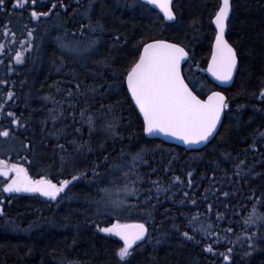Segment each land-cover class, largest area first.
Returning <instances> with one entry per match:
<instances>
[{
  "label": "trees",
  "instance_id": "16d2710c",
  "mask_svg": "<svg viewBox=\"0 0 264 264\" xmlns=\"http://www.w3.org/2000/svg\"><path fill=\"white\" fill-rule=\"evenodd\" d=\"M53 2L58 0H37L36 10L47 11ZM63 3L69 6L67 13L57 8L50 18L42 19L38 24L30 21L31 7L27 10H16L11 16L10 25L17 34V43L13 47L19 49V41L26 38L24 25H27L29 28H36L34 41L36 51L29 55L25 66L13 65L15 71L7 75L5 66L10 58L0 57L4 59V64H0V78L8 80L6 85H0V102H3L9 89L13 90L15 98L13 101H8L5 111H15L22 121L28 122L27 131L21 130L23 135H18L15 141L5 144L0 139V159L24 163L25 167L30 168V174L34 178H38V174L46 173L49 178H54L53 182L58 179H70V175L67 172L59 175L55 166L49 167L52 165L56 139L42 131L41 121L47 115V108L53 105L50 102L46 104L41 98L51 94L56 96L57 100L61 99V96L56 94L55 88L51 86L56 82H61V87L67 86L71 79L69 73L75 75L82 86L93 84V74L101 71L95 61L101 60L104 56H114L118 63L123 64L125 54L111 51L115 44L113 37L117 35L121 36V42L116 46H123L124 40L127 39L129 51L141 38L161 36L174 38L177 35L176 31L171 28L165 29L160 24L157 19L158 13L151 8L146 10L138 0H96L92 19L93 22L99 20L105 30L103 35L99 36L100 44L97 50L78 59L70 53H62L56 45L55 37L67 32L69 38H72L71 34L75 32V39L79 41L97 38L96 34L87 28L84 29V35L80 36L76 26L78 22L88 23L82 13L88 7L89 0H81L80 4H76L75 0H63ZM218 3L219 0H179L177 11L179 24L182 26L179 35L181 39L186 33L189 39L196 36L192 39L191 46L202 67H206L205 60L209 55L214 36L209 14ZM73 9L78 11L74 14ZM9 10L11 11V4H9ZM8 19V16L0 15V28L7 23ZM193 19L202 20V27L198 34H194L188 27ZM226 39L238 49L239 71L236 73L233 84L227 89L220 90L206 78L204 73H197L195 77L204 86L205 93L209 89L221 91L227 97L229 104V108L225 110L223 126L219 128V134L203 149L186 151L159 140L147 139L142 133L140 119L131 110L129 102L123 95L105 96L106 104L115 105L117 102L120 104L118 115H122L124 120L120 128L122 139L112 140L106 137L103 131L104 117L98 111L99 103L91 99L88 103L95 106L89 108V114L97 117L96 128L91 137L86 125L82 128V137L74 136L71 117L57 125V127L68 125L67 138H61L59 143L65 144L68 151L74 155L73 147L68 144L69 140H90L94 149L101 142L105 143L107 148L105 154H110V164L124 162L121 160L122 150L127 153L141 148L148 149L147 159L151 167L158 170L156 174L151 175L152 180L159 177L162 183H167L172 175H178L186 181V173L189 170L193 171L196 186L185 190L190 194L195 193L198 206L188 204L181 207L178 204L182 196L180 191L176 192V205L170 201H163L154 213V219L149 220L146 225L149 228L150 237L142 247L137 249L132 264H224L222 256L204 252L203 244L184 242L179 233L183 231L192 233L185 217L191 216L197 210L206 211V204L200 202L201 197L210 183L209 177L213 175L216 163L223 161L225 152L231 153L233 157L246 159L247 165L254 166L259 172H264V167L261 165V161H264V139L259 137V133L264 132V101L258 98L261 88L264 87V0H235L234 15L231 17ZM0 42L8 44L2 34H0ZM53 58H56V65L51 62ZM128 59L130 60L131 57ZM61 63L63 68L58 73L56 67ZM22 81L26 83L22 85ZM95 82L118 83L111 79V73L108 72L104 73L103 80L97 75ZM83 106V98H81L76 109L77 119H79V109ZM9 125L8 120L0 121V126ZM75 127H81V125L76 124ZM48 128L52 130L51 122ZM25 137L28 139L26 140ZM254 137L257 151L249 150ZM28 140L32 141V151H22L20 143H27ZM10 145L15 147V151L7 150ZM17 152H20L21 156L27 155L32 163L23 161ZM168 153L175 156V159L172 170L166 175L164 168L171 159ZM98 159H102L98 152H85L80 155L78 164L86 168ZM124 159L130 160V157L125 156ZM220 167L228 168V174L231 176L229 162L220 163ZM139 170L142 174L151 171L147 165L139 166ZM101 171L105 172L107 169ZM116 175L119 177L120 174ZM223 175L222 171H216V180H221ZM253 177L254 180L253 178L249 180L251 189L256 192L257 197H260L264 192V180L255 177V174ZM112 178L108 177V179ZM145 179L147 180V176ZM89 180H91L90 174L79 182H75L72 188L75 198L71 201H63L59 206L34 194L5 195L3 206L6 215L0 217V264H60L61 260L65 264L67 261H75L77 264H115L114 253L118 247L122 246V243L116 237H106L99 233L96 227V225L109 226L110 222H114L115 217L96 214L97 209L91 201L99 197L96 195L95 188L90 186ZM233 180H235L234 177ZM121 182V179H117V183ZM243 183L241 181L229 184L227 179L223 181L224 191L239 189L241 195L234 198V203L240 201L246 206L244 210L237 208L240 216L232 217L234 221H239L246 215L255 202L245 198L249 188L246 185L242 187ZM148 187L150 185L147 183L143 185L145 189ZM9 200L11 204L8 203ZM130 202H135V198H130ZM166 208L171 209V216L167 218L163 215ZM177 208L180 210L178 211ZM5 219L9 221L8 225H5ZM143 219L145 218L134 213L132 216L122 217L121 222H142ZM224 227H227L226 221L221 222V228ZM176 229H179V232ZM255 230L253 226L251 231ZM239 231V227H234V232ZM197 239L202 240L198 233ZM157 240L160 243L157 244ZM213 247L217 253L226 251L225 247L219 245H213ZM246 250V248L236 247L232 254L233 264H264V243L260 244L250 256L244 255Z\"/></svg>",
  "mask_w": 264,
  "mask_h": 264
},
{
  "label": "snow or ice",
  "instance_id": "6c2138e0",
  "mask_svg": "<svg viewBox=\"0 0 264 264\" xmlns=\"http://www.w3.org/2000/svg\"><path fill=\"white\" fill-rule=\"evenodd\" d=\"M75 3L80 4L81 0H75ZM95 3L96 0H89L88 7L82 13L88 23L78 22L76 26L80 31V36L84 35V29L87 28L96 34L97 38L82 42L75 39V32L71 34L72 38H69L67 32L57 35L55 37L56 45L62 53L67 52L80 58L97 50L100 44L99 36L103 35L105 29L99 20L93 22L92 12ZM139 3L146 10L149 7L157 9V19L160 24L165 29L171 28L176 31L177 35L174 38L164 36L141 38L132 45L130 51L127 50L129 43L127 39L124 40L123 46H116L121 42V36L117 35L113 37L115 44L111 51L125 54L123 64L118 63L114 56H104L101 60L95 61L101 71L98 74H93V84L82 86L76 76L69 73L71 79L67 86L61 87V82H56L51 86L55 88L56 94L61 96V99L57 100L56 96L51 94L41 98L46 104L50 102L53 105V107L47 108V115L41 121L42 131L56 139L52 165L49 167L55 166L59 175H64L67 172L70 179H58L53 182L54 178H49L46 173L38 174V178H34L30 174V168L25 167L24 163L0 159V178H3L0 192L38 194L47 202L55 203L57 206L63 201L73 200L75 198L72 191L74 183L90 174L89 184L95 188L96 195L99 197L91 201L97 209L96 214L106 217L114 215L115 217L114 222H110L109 226L96 225L97 231L106 237H116L122 242V246L118 247L114 253L115 264H132L137 249L142 247L150 237L149 228L146 226L148 221L154 219V213L163 201H170L173 205L177 204L175 199L177 191L182 192L178 201L181 207L188 204L194 207L198 206L195 193L190 194L185 190L193 189L196 186L193 171L189 170L186 173V181L178 175H172L167 183H162L159 177L152 180L151 175L156 174L158 170L152 168L147 159L148 149L141 148L138 151L127 153L122 150L121 160L124 162L110 164V154H105L107 152L105 143L101 142L94 149L90 140H69L68 144L73 147L74 155L68 151L65 144L59 143L61 138H67L68 125L63 127H57V125L71 117L73 135L82 137V128L86 125L89 137H91L97 123V117L89 114V108L95 106L88 103L91 99L99 103L98 111L104 117L103 131L106 137L112 140L122 139L120 128L124 120L122 115H118L120 104L119 102L115 105L106 104L105 96L123 95L124 99L129 102L131 110L140 119L141 130L145 136L172 137L188 148L202 144L207 146L219 134V128L223 126L222 116L225 115L229 104L227 97L221 91L209 89L205 93L204 86L195 77L197 73H207L214 81L223 85L232 82L234 74L239 71L238 49L226 39V32L231 17L234 15L235 0H219L215 9L209 14V22L214 25V36L209 55L205 60L206 67H202L196 59V53L191 46L192 39H195L196 36L189 39L186 33L181 39L179 35L182 30L177 11L179 0H175V2L174 0H139ZM9 4H11V11ZM36 5L37 0H0V15L9 17L7 23H4L0 28V34L8 41L7 45L0 42V57L10 58L9 63L5 66L6 75L15 71L13 65L25 66L28 63L29 55L36 51L34 43L36 28H29L27 25H24L26 38L19 41V49H14L13 46L17 43V34L10 27L12 14L16 10H27L31 7L30 21L38 24L42 19L50 18L57 8L62 9L65 13L69 8L63 3V0L53 2L47 11H37ZM77 11L78 9H73L74 14ZM188 27L194 34H198L202 27V20L193 19ZM128 57L131 59L129 60ZM51 62L56 65V58H53ZM0 64H4V59H0ZM62 68L63 64L61 63L56 67V71L59 73ZM105 72L111 73V79L118 83H96L97 75L103 80ZM72 81L77 82L72 83ZM7 83L6 78H0V85ZM21 83L23 85L26 81ZM205 96L206 98H204ZM14 98L15 92L9 89L3 102H0V121H10L9 126H0V139L5 144L15 141L18 135H23L21 130L27 131L28 128V122L22 121L15 111H5V105L8 101H13ZM81 98H83L84 106L80 107L79 119H77L76 109ZM258 98L264 101V87L261 88ZM49 122L53 126L52 130L48 128ZM76 124H80L81 127H75ZM259 137L264 139V132L259 133ZM25 139L28 138L25 137ZM31 145L32 141L28 140L27 143L21 142L20 148L22 151L31 152ZM7 150L15 151V147L10 145ZM249 150L257 151L255 137ZM85 152H98L102 159L93 162L90 167L82 168L78 164V159ZM17 155L28 164L32 163L27 155L21 156L20 152H17ZM168 155L171 156V159L168 160L167 167L164 168L166 175L172 170L175 159L171 153ZM125 156L130 157V160H125ZM224 161L231 164V176L228 174V168L220 167V163ZM220 163H216L213 175L209 177L210 183L201 197L200 202L206 204V211L197 210L191 216H186L187 226L192 229V233L183 231L179 234L183 237L184 242L203 244L204 252L222 256L224 264H233L232 254L237 246L241 249L246 248L244 255L250 256L260 244L264 243V192L260 197H257L249 183L250 178L254 180L253 174L264 180V172H259L254 166L247 165L246 159L233 157L231 153L227 152L223 154V161ZM141 165H147L151 171L142 174L139 170ZM261 165L264 167V161H261ZM102 169H107V171L102 172ZM216 171L224 173L219 181L215 178ZM117 173L120 174L119 177H117ZM109 176L113 178L108 179ZM117 179H121L122 182L117 183ZM225 179L229 184L244 182L241 186L246 185L249 188V193L245 198L255 201L251 210L247 211L239 221H234L232 217L240 216V211H237V208L244 210L246 206L240 201L234 203V198L241 195L239 189L223 190ZM145 183L150 187L143 188ZM130 198H135V202H130ZM8 203L11 204V200ZM3 205L4 201L0 200V217L6 215ZM177 210L179 211L180 208ZM134 213L145 219L142 222H121L122 217L132 216ZM163 215L166 218L171 216V209L166 208ZM222 221L227 222V227L221 228ZM8 224L9 221L5 219V225ZM253 226H255V231H251ZM173 227L175 228V225ZM234 227H239L240 231L234 232ZM176 231L179 232V229ZM197 233L202 237V240L197 239ZM156 243L158 244L160 241L157 240ZM213 245L225 247L226 251L217 253L214 251ZM60 264H65V262L61 260ZM67 264H77V262L67 261Z\"/></svg>",
  "mask_w": 264,
  "mask_h": 264
},
{
  "label": "water",
  "instance_id": "95a60500",
  "mask_svg": "<svg viewBox=\"0 0 264 264\" xmlns=\"http://www.w3.org/2000/svg\"><path fill=\"white\" fill-rule=\"evenodd\" d=\"M139 1V0H138ZM175 2V0H174ZM151 8V7H149ZM152 10H154L156 13H158V10L157 9H154V8H151ZM213 29H214V25H212ZM227 33V32H226ZM204 75L206 76V78L218 89L220 90H224V89H227L229 88L232 84H233V81L235 79V76H236V73L234 74V77H233V81L228 83V84H223V85H220L219 82H216L214 81V79L208 75L207 73H204ZM126 87V86H125ZM206 98V97H205ZM224 116H222V120H223ZM142 119V118H141ZM147 139H152V140H159V141H162L168 145H172V146H176V147H179V148H182L186 151H198V150H201L205 147V145H199V146H194L192 148H188L187 146L183 145L182 142L176 140L175 138H172V137H164L163 135L159 136V137H147L145 136ZM213 140V139H212ZM211 140V141H212ZM208 145V144H207ZM38 195V194H37ZM118 239V238H117Z\"/></svg>",
  "mask_w": 264,
  "mask_h": 264
},
{
  "label": "rangeland",
  "instance_id": "374dc122",
  "mask_svg": "<svg viewBox=\"0 0 264 264\" xmlns=\"http://www.w3.org/2000/svg\"><path fill=\"white\" fill-rule=\"evenodd\" d=\"M86 41H87V40H86ZM86 41H82V42H86ZM86 56H87V55H86ZM84 57H85V56H84ZM84 57H80V58H84ZM80 58H78V59H80ZM4 195H10V194L0 192V200H2V198H3Z\"/></svg>",
  "mask_w": 264,
  "mask_h": 264
},
{
  "label": "flooded vegetation",
  "instance_id": "af4514ba",
  "mask_svg": "<svg viewBox=\"0 0 264 264\" xmlns=\"http://www.w3.org/2000/svg\"><path fill=\"white\" fill-rule=\"evenodd\" d=\"M2 182H3V178H0V184H2ZM5 196V195H4ZM4 196H3V198H2V200L4 201Z\"/></svg>",
  "mask_w": 264,
  "mask_h": 264
}]
</instances>
